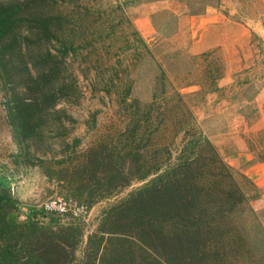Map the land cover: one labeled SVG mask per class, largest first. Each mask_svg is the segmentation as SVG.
Returning a JSON list of instances; mask_svg holds the SVG:
<instances>
[{"label": "trees", "instance_id": "16d2710c", "mask_svg": "<svg viewBox=\"0 0 264 264\" xmlns=\"http://www.w3.org/2000/svg\"><path fill=\"white\" fill-rule=\"evenodd\" d=\"M76 3L0 0V85L18 162L88 209L133 181L143 183L104 208L84 241L81 220L64 222L68 216L41 207L27 208L20 219L11 178L0 172V264H221L244 246L233 223L249 193L194 121L184 122L178 144L172 138L154 147L165 120L154 105L168 100L159 62L150 101L133 95L132 81L114 90L129 111L117 141L82 148L78 137L68 140L74 119L61 104L79 101L71 59L84 48V30L68 12ZM210 82L217 90L215 77Z\"/></svg>", "mask_w": 264, "mask_h": 264}, {"label": "rangeland", "instance_id": "374dc122", "mask_svg": "<svg viewBox=\"0 0 264 264\" xmlns=\"http://www.w3.org/2000/svg\"><path fill=\"white\" fill-rule=\"evenodd\" d=\"M76 1L78 6H70L68 12L84 30V48L79 47L71 59L79 101L61 104L74 119L68 124V140L78 137L82 148L98 140L117 141L129 111L119 105L114 90L132 81L133 95L148 102L155 77L163 69L168 100L154 105L165 119L154 147L172 138L178 144L184 122H195L249 193L246 207L233 223L242 232L244 246L226 253L221 264H264V166L251 169L264 156V100L259 96L264 87V33L258 30L264 24V0ZM229 76L236 77L237 83L230 82ZM212 77L217 90L210 89ZM221 78L224 84L218 86ZM107 88L113 92L107 93ZM4 105L0 85V172L11 178L21 213L29 207L40 209L46 198L63 194L37 168L18 162ZM142 183L133 181L94 204L88 221L82 222L84 241L102 210Z\"/></svg>", "mask_w": 264, "mask_h": 264}, {"label": "built area", "instance_id": "2783aa9c", "mask_svg": "<svg viewBox=\"0 0 264 264\" xmlns=\"http://www.w3.org/2000/svg\"><path fill=\"white\" fill-rule=\"evenodd\" d=\"M40 207L47 212L68 216L72 219L88 221L90 216V209L73 198L64 196H51L42 201ZM20 219H25L26 214L23 212L19 215Z\"/></svg>", "mask_w": 264, "mask_h": 264}, {"label": "crops", "instance_id": "0c3cea01", "mask_svg": "<svg viewBox=\"0 0 264 264\" xmlns=\"http://www.w3.org/2000/svg\"><path fill=\"white\" fill-rule=\"evenodd\" d=\"M259 31H260V33L262 34V32L264 33V24L263 25H261L260 27H259V29H258ZM228 77V76H227ZM230 78H229V81L230 82H232V83H237V80H236V77L234 78L233 76H229ZM224 78V77H223ZM223 78H221V79H223ZM222 84H224V79L221 81V83H219V85L218 86H221ZM257 95H259V93L257 94ZM259 96H261L263 99L262 100H264V87H262L261 89H260V95ZM260 166H264V161H261V162H257V164L255 163L252 167H251V169L254 167V168H256V167H260ZM253 175L255 174V173H257L256 171H254V172H251ZM252 175V176H253Z\"/></svg>", "mask_w": 264, "mask_h": 264}]
</instances>
